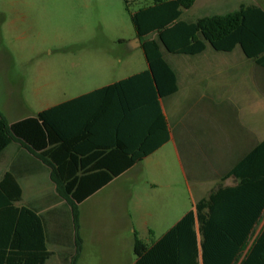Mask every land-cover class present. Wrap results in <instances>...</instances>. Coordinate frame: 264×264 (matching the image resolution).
<instances>
[{"label":"crops","instance_id":"0c3cea01","mask_svg":"<svg viewBox=\"0 0 264 264\" xmlns=\"http://www.w3.org/2000/svg\"><path fill=\"white\" fill-rule=\"evenodd\" d=\"M237 49L218 52L207 46L198 55H178L174 67L168 63L176 74L177 91L166 98L158 97L151 89L139 88L143 85L141 82L116 88V83L145 71L146 64L145 69L88 86L42 109L64 104L63 110H57L54 116L59 139L55 147L50 146L51 162L64 168L65 177L72 176L76 180L75 186H81L79 191L90 194L78 205L82 238L80 257L86 246L83 229L88 226L80 210L85 203L97 202L98 217L119 215L124 218L120 227H116V264H134L137 236L131 217L133 212L141 216H150L151 212L138 203L130 206V202L138 198L134 192L124 189V184L139 185L145 178L143 181L153 189L165 181L177 185L180 178L183 182L193 180L198 192L205 190L209 194L213 189H205L204 184L215 186L218 176L221 181L244 155L264 140V88L256 86L257 95L251 101L262 109L256 107L255 113L249 115L240 107L250 99L248 86L242 82L247 79L246 72L243 68L234 72L231 64L233 56L249 59ZM219 58L225 62L219 64ZM110 85L115 86L106 89ZM175 96L180 98L171 102L170 98ZM200 111L208 115L219 113L221 128L218 129L229 136L225 151L217 160L212 158L216 148L208 133L186 134L184 131L189 115ZM170 144L176 170L171 175L167 170ZM0 161L5 168L1 176L6 171L12 172L21 188V200L16 205L32 208L42 217L46 246L52 253L50 259L55 255L51 249L53 245L58 249L59 264H65L73 250L72 220L69 207L58 195L51 179V168L18 143L7 146ZM172 195V199L179 200L177 186ZM147 197L152 200L157 196ZM167 197V194L158 195L159 199ZM107 202L116 203V209L111 210ZM125 251L133 252L134 258L123 259ZM198 264H201L199 259Z\"/></svg>","mask_w":264,"mask_h":264},{"label":"trees","instance_id":"16d2710c","mask_svg":"<svg viewBox=\"0 0 264 264\" xmlns=\"http://www.w3.org/2000/svg\"><path fill=\"white\" fill-rule=\"evenodd\" d=\"M195 1L153 0L152 5L131 14L147 69L116 83V88L141 82L139 88L151 89L160 98L176 93V74L162 50L194 56L207 46L218 52L238 47L246 58L264 69V9L240 5L226 14L182 20L183 11L192 8ZM63 106L12 123L0 113V155L11 143H18L51 168V179L69 207L72 220L73 250L65 264H78L82 252L78 205L90 194L79 191L81 186H75L76 180L65 177L64 168L51 162L50 146L55 147L59 139L54 116ZM229 178L234 184L219 183L151 245L136 238L134 264H198L199 257L201 264H264V223L255 234L264 213V140L244 155L221 182ZM21 194L15 176L6 171L0 177V264H48L52 253L46 246L43 219L34 209L16 205Z\"/></svg>","mask_w":264,"mask_h":264},{"label":"rangeland","instance_id":"374dc122","mask_svg":"<svg viewBox=\"0 0 264 264\" xmlns=\"http://www.w3.org/2000/svg\"><path fill=\"white\" fill-rule=\"evenodd\" d=\"M152 4L153 0H0V113L8 122H14L36 115L70 93L145 69L146 60L131 14ZM251 4L264 9V0H196L192 8L183 11L181 19L195 21ZM162 51L164 59L174 67L178 55ZM224 62L223 58L218 59L219 64ZM231 64L234 72L239 68L246 72L247 79L242 82L248 86L250 99L240 107L253 115L258 106L251 101L257 95L256 86L264 88V72L239 56H233ZM235 83L234 79V86ZM179 98L175 96L170 101ZM219 117V113L193 112L184 129L186 134L208 133L216 148L212 156L215 160L225 151L229 137L218 129ZM167 150V170L171 175L176 171L171 144ZM4 171L0 161V176ZM143 180L139 185L126 183L124 189L137 195L138 200L130 202V206L138 203L151 212L150 216L133 212L131 217L137 239L146 244L161 237L183 213L193 209L199 197L208 194L205 190L198 192L193 180L183 182L179 178L177 185L165 181L153 189ZM216 181L215 186L204 184L203 187L214 189L219 183H233L230 178L221 182L219 176ZM176 186L178 201L172 199ZM165 194L167 199L158 198ZM148 195L157 197L151 200ZM107 203L111 210L116 209V203ZM80 210L88 226L83 229L86 246L78 264H116V227H120L124 218L96 216L95 200L85 203ZM263 223L264 213L255 234ZM51 249L55 255L48 264H59L58 249L53 245ZM123 256V259L134 258L133 252L125 251Z\"/></svg>","mask_w":264,"mask_h":264},{"label":"water","instance_id":"95a60500","mask_svg":"<svg viewBox=\"0 0 264 264\" xmlns=\"http://www.w3.org/2000/svg\"><path fill=\"white\" fill-rule=\"evenodd\" d=\"M137 40H139V39L137 38Z\"/></svg>","mask_w":264,"mask_h":264}]
</instances>
